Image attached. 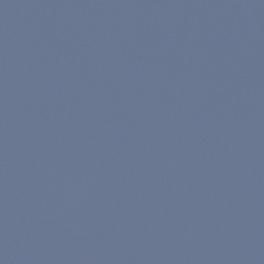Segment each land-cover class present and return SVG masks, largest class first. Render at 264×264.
I'll use <instances>...</instances> for the list:
<instances>
[{
	"label": "water",
	"instance_id": "1",
	"mask_svg": "<svg viewBox=\"0 0 264 264\" xmlns=\"http://www.w3.org/2000/svg\"><path fill=\"white\" fill-rule=\"evenodd\" d=\"M0 264H264V0H0Z\"/></svg>",
	"mask_w": 264,
	"mask_h": 264
}]
</instances>
